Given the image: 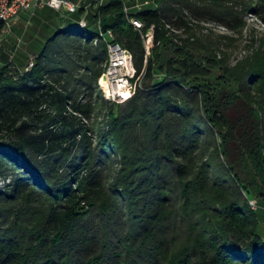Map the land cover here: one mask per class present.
Here are the masks:
<instances>
[{"label":"trees","instance_id":"16d2710c","mask_svg":"<svg viewBox=\"0 0 264 264\" xmlns=\"http://www.w3.org/2000/svg\"><path fill=\"white\" fill-rule=\"evenodd\" d=\"M144 1L50 8L1 64L0 264H264V0ZM110 31L142 80L122 105Z\"/></svg>","mask_w":264,"mask_h":264},{"label":"built area","instance_id":"2783aa9c","mask_svg":"<svg viewBox=\"0 0 264 264\" xmlns=\"http://www.w3.org/2000/svg\"><path fill=\"white\" fill-rule=\"evenodd\" d=\"M96 1L98 6H103L109 0ZM149 4V1L145 3V5ZM45 7L68 13H76L80 8L73 0H0V25L5 24V26L10 27L15 25L24 13L32 12L35 8ZM125 11L129 17L128 8H125ZM130 20L137 29L144 28L142 21L134 17ZM97 24L100 26V21ZM80 25L87 27V19H83ZM102 36L108 43L109 61L107 70L101 77L100 85L107 97L125 103L132 99L138 89L142 87V80L136 78L133 55L115 41L114 33L110 31L107 35L102 34Z\"/></svg>","mask_w":264,"mask_h":264},{"label":"rangeland","instance_id":"374dc122","mask_svg":"<svg viewBox=\"0 0 264 264\" xmlns=\"http://www.w3.org/2000/svg\"><path fill=\"white\" fill-rule=\"evenodd\" d=\"M73 1L78 5V7H81V6L88 7L95 0H73ZM124 1H125V8H128L129 13L136 12L137 10L140 9V7H143V5H145V3L147 2L144 0H124ZM95 7L96 8L99 7L97 4V1L95 2ZM31 15H32L31 12L27 18H24L25 15L24 16L22 15V17L19 19V21L15 25H12L10 27L5 26L0 29V66L3 63H12V62L18 63L22 59V57L25 56V54L23 53L26 51L25 44L27 41V35H26V31H24L23 33V32H20V30L23 24H26V25L28 24L29 26H31V23L33 21V19L31 18ZM247 20L249 23V28L245 31V35H244L245 41H249L251 39L254 29L256 30V34L264 33V26L257 19H255L254 16L249 15ZM206 27L210 29H214L218 34H229V32L224 27H220V26L217 27L213 25H206ZM31 49L34 50L33 47H31L30 50ZM28 56L35 57V54L34 52L28 53ZM12 65L15 66V64H12ZM104 68L106 71L107 65L106 66L104 65ZM100 81H101V78L98 84V87H99L98 89L101 94V97L105 98L110 105L124 104L122 102L115 101L107 97L106 93L103 91L102 86L100 85ZM98 111H100V108H98ZM98 111L96 112V114H99ZM241 115H242L241 109H236V108L230 109L229 112L227 113L230 124L232 126H235L237 124V121H239V118ZM101 118L102 117H99L98 120H101ZM91 122H94V121H91ZM229 135L232 136L231 139H234V140L240 139V134L237 131L230 130ZM221 142L222 141H220V143ZM230 149H231V152H233V155L235 156V158H238L239 152L237 150V147L235 146L233 147V144H231ZM238 160H240V158ZM5 185H6L5 180L1 179L0 189H3ZM252 204L255 206V208L257 207L256 201H253Z\"/></svg>","mask_w":264,"mask_h":264},{"label":"crops","instance_id":"0c3cea01","mask_svg":"<svg viewBox=\"0 0 264 264\" xmlns=\"http://www.w3.org/2000/svg\"><path fill=\"white\" fill-rule=\"evenodd\" d=\"M29 14H30V12L24 13L23 14V16L25 15L24 18H27L29 16ZM31 14H32L31 15V18H36L35 21L33 23H31V26H29L28 24L27 25L26 24H23V26L21 27L20 32H23L24 33V31H26V29L28 27L34 29V26H36L37 23H39V25L46 26V25H51V23H53L54 21H57L58 20V15L56 14V12L53 11V10H51L49 7H45V8H35L31 12ZM260 218H261L260 221H261V228H262V231L261 232H262V234L264 236V205L261 207Z\"/></svg>","mask_w":264,"mask_h":264}]
</instances>
